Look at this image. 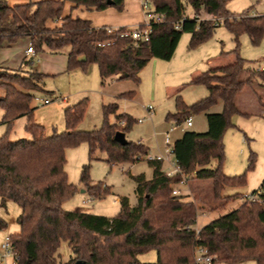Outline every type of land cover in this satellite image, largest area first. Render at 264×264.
Segmentation results:
<instances>
[{
  "label": "trees",
  "instance_id": "trees-1",
  "mask_svg": "<svg viewBox=\"0 0 264 264\" xmlns=\"http://www.w3.org/2000/svg\"><path fill=\"white\" fill-rule=\"evenodd\" d=\"M228 0H150L154 11L165 16L162 24H152L148 42L134 43L129 37H120L127 28L114 33L105 28L95 29L91 22L81 18L62 16L65 2L83 6L96 12L113 8L120 13L123 0H41L9 5L0 0V48H11L20 40H29L36 54H58L67 49V70L98 67L100 81L114 78L140 83V71L153 58L169 61L184 33H189L187 47L193 50L209 40L217 26L232 34L235 48L220 55H233L232 64L210 68L195 76L192 84L206 86L208 96L184 105L176 98L175 114L168 119L185 120L194 114H205L207 130H191L174 140L172 154L178 172L172 177L162 170V161L148 160L152 178L144 174L132 176L135 183L136 203L130 206L128 197L119 200V212L110 218L82 211L65 210L62 204L74 196L72 185L64 170L65 151L87 144L90 157L96 150L103 152L110 164H124L143 159L148 147L142 142L114 141V135L129 130L133 119L117 115L115 102L102 106L103 123L99 129L87 132L77 129L87 107L83 99L63 110L65 130L44 135V129L33 118L31 103L35 93H46L43 79L48 76L25 71L31 60H25L18 70L0 68V124L5 133L0 136V205L8 201L17 203L21 213L16 218L19 231L10 235L14 264H61L59 249L66 244L70 258L64 264H190L195 247L214 255L212 264H264V180L259 189V200L252 204L242 202L235 210L210 221L196 230L198 211L194 199L172 195L174 185L183 177L211 181L213 199L227 204L240 198V194L222 196L225 187L245 185L246 174L227 176L222 171L224 160L222 137L233 127L234 114L249 117L235 104L244 89L257 86L264 92V71L245 68L247 62L240 55L239 37L247 35L256 45L264 36V15L253 16L248 10L240 15L226 10ZM189 10V11H188ZM206 15L208 18H204ZM223 18L221 24L215 19ZM179 23V28L175 25ZM106 46H99L105 42ZM125 92L119 97H133ZM257 104L264 111V96L255 92ZM222 103V111L209 113L210 108ZM114 115L110 123L108 116ZM24 117L28 138L11 140L13 123ZM264 117V113H263ZM122 128L119 123H123ZM212 160L217 164L209 168ZM252 163L246 170H250ZM90 166L84 165L80 183L91 200L109 194L107 187L98 182L91 185ZM255 192V191H254ZM201 200V198H199ZM222 204V205H223ZM219 206L211 207L215 210ZM7 228L0 217V230ZM156 252L155 263H140L139 255Z\"/></svg>",
  "mask_w": 264,
  "mask_h": 264
},
{
  "label": "rangeland",
  "instance_id": "rangeland-1",
  "mask_svg": "<svg viewBox=\"0 0 264 264\" xmlns=\"http://www.w3.org/2000/svg\"><path fill=\"white\" fill-rule=\"evenodd\" d=\"M139 7L136 2V15L143 18L141 7ZM226 10L235 15H240L248 10L250 15L262 16L264 15V0H228ZM204 17L208 18L206 15ZM219 19L223 20V18ZM189 38V33H184L181 36L169 61L153 58L140 71L138 86L132 81L122 80V82H109L102 87L97 65L90 64L87 69L78 67L69 71L66 66V56L62 54L41 53L28 58L31 63L26 68L24 67L25 71L48 75L43 79L44 89L47 92L44 94L35 93L31 103L33 118L44 129V135H51L54 131L57 133L64 131L63 110L83 99H86L87 107L76 128L87 132L99 129L104 120L102 106L115 102L118 107L117 115L127 114L134 120L129 130L125 132L126 141L142 142L148 147V154L134 164H110L107 162L105 154L99 150H96L89 160L88 146L84 143L76 148L67 149L64 170L69 182L77 190L73 197L63 203L62 208L65 210L80 208L82 212L110 218L119 212L120 198L126 196L130 205H135V183L132 176L144 174L147 179L152 178V169L148 165L149 157L163 153L164 150L162 139L156 133L166 131L171 124L173 119L167 120V117L177 112L176 98L179 97L185 106L202 100L209 94L206 86L192 84L191 80L212 67L208 62L210 59H222L220 62H223L224 65L232 64L234 60L233 55H220L221 52L228 53L235 48L232 34L223 26H217L212 37L193 50L187 47ZM28 44V41L21 40L9 49H0V67L8 68L11 71L21 68L22 57ZM239 45V55L247 62L245 68L256 70L259 67H264V36L256 45H252L247 35H241ZM67 51V49H62L61 53ZM131 91L134 92L133 97H119L120 94ZM255 92L264 96V92L260 91L257 86H254L253 89H244L237 95L236 107L250 115L243 117L234 114L230 118V124L233 127L227 129L222 137L224 147L222 171L227 176L245 173L246 182L241 187H225L221 195L239 193L240 198L223 204L220 202L221 200L213 199V188L209 179L195 180L192 179L193 175L182 178L185 182L173 187V189L179 190L178 195L186 196L188 200L194 199L196 204L201 207L197 214V222L193 226L196 230L235 210L243 202V196L251 195L258 190L264 180V111L257 104ZM2 94L1 90L0 95ZM45 99L50 103L43 105L42 101ZM149 107L154 111L150 119H148L147 111ZM221 111L222 103L219 102L210 108L209 113ZM2 114L3 111L0 108V121L3 117ZM139 120L142 122L137 123ZM108 121L114 123L115 116L109 115ZM24 124V117L14 121L13 131L10 134L12 141L28 138L23 130ZM192 124L193 127L188 130L196 133L205 132L208 127L205 114L192 115ZM5 132V126L0 124V136ZM180 136L179 132L173 133L171 145ZM169 157L174 158L171 155ZM251 163V169L246 170ZM216 164L217 161L212 160L208 167L213 168ZM84 165L90 166L88 176H90L91 185L101 182L109 190V194L90 200L85 204L82 201L89 197L80 192L82 190L80 172ZM168 167V163H163V169ZM214 206L219 207L210 210ZM20 213L21 209L17 203L8 201L5 207L0 205V217L7 225L6 229L0 230V247L5 237L14 235L19 230L16 218ZM59 253L61 264H64L70 258L66 244L60 247ZM1 256L0 252V264H14L12 257L3 259ZM138 259L142 263H155L157 255L154 251H148L139 255ZM243 264H254V262L249 261Z\"/></svg>",
  "mask_w": 264,
  "mask_h": 264
},
{
  "label": "built area",
  "instance_id": "built-area-1",
  "mask_svg": "<svg viewBox=\"0 0 264 264\" xmlns=\"http://www.w3.org/2000/svg\"><path fill=\"white\" fill-rule=\"evenodd\" d=\"M140 7L142 11L143 20L141 23L137 24V26L127 29L126 31L121 32L120 37H129L134 43H137L139 41L141 42H148L150 37V29L152 24H162L165 21V16L163 14L157 13L154 11L153 5L150 2V0H140ZM217 24H221V19H215ZM179 23L175 25V29L179 28ZM107 33H114L118 29L114 30L111 28H105ZM112 42H105L102 44H98L99 46L103 47L106 45L111 44ZM27 53L31 56L35 55V52L31 49L30 46L27 47ZM263 71V70H262ZM43 105L49 104L50 101L45 99L42 101ZM148 111V119L151 118L153 114L152 108H147ZM142 121L139 120L137 123H141ZM120 127H123L124 122L119 124ZM192 125V117H187L185 120H172L171 124H169V127L166 131H163L161 133H156L157 136L161 137V142L163 143L164 150L163 153H159L156 156H150L149 160L152 161H162V163H168L169 167L166 169V171H163L167 177H172L174 174L178 172V167L176 165L175 158H172L170 160V155L172 154V142H171V135L175 132H179L181 135L189 128H191ZM184 178V177H183ZM185 180H181L178 184H183ZM179 190L174 189L172 195H178ZM261 195V190L258 189L255 192L251 193V195L243 196V202L252 204L253 202H256L259 200V197ZM91 199L88 198L87 200H83L82 203H88ZM194 255H193V263L194 264H212L213 260L215 259L214 255L209 254V252L202 248V247H195ZM0 252L2 253V258L6 259L9 257L13 258V261L15 260V256L12 253V247H11V241L9 240V237H5L3 239V242L0 247Z\"/></svg>",
  "mask_w": 264,
  "mask_h": 264
},
{
  "label": "crops",
  "instance_id": "crops-1",
  "mask_svg": "<svg viewBox=\"0 0 264 264\" xmlns=\"http://www.w3.org/2000/svg\"><path fill=\"white\" fill-rule=\"evenodd\" d=\"M27 1H29V0H27ZM27 1H25V0H7V3L9 5L10 4L15 5V4H24ZM30 1H32V0H30ZM37 1H41V0H33L32 2H37ZM123 1H124V8L120 13H117L113 8H107V9H105V11H102V12H96L93 10L88 11L83 6H76L75 4H71V3L66 2L64 5V10H63L62 16H69L70 18L77 17V18H81L83 20L90 21L91 27L95 28V29L106 28V27L114 29V30L121 29V27L131 29V28L137 26V24H139L143 20V18H140L139 16L136 15L137 12L135 11L136 2L140 6V1H137V0L136 1L135 0H123ZM134 4H135V6H134ZM23 41H25V42L28 41V43H29L28 39L23 40ZM29 45L30 44H28L27 47ZM0 49H9V48L3 47ZM26 50H27V48L25 49V51ZM43 53H49V52H43ZM49 54H51V53H49ZM58 54H62L64 56H66V53L60 52ZM58 54H51V55H58ZM30 57H32V56L30 54H28L26 51L22 57V62L27 60ZM220 61H222V59L216 58V59L208 60L209 64L212 66L211 68L224 66V64H222L223 62H220ZM0 68H4V67H0ZM263 69H264V67H259L256 70L262 71ZM113 81H116V80L114 78L107 79L104 84L101 81V86L104 87L107 85V83L113 82ZM170 160H172V159L170 158ZM166 169H168V168H166ZM166 169H163V164H162V170L166 171ZM82 190L83 191H80V192L83 193L85 196H87V193L83 187H82ZM62 206H63V204H62ZM73 211H82V209L75 208ZM18 231L16 233H18ZM14 235H16V234H14ZM7 237H9V236H7ZM137 259H138V257H137ZM138 261H139V259H138ZM151 262H153V261H151ZM140 263H142V262H140ZM243 263H246V262H243ZM243 263H239V264H243Z\"/></svg>",
  "mask_w": 264,
  "mask_h": 264
},
{
  "label": "water",
  "instance_id": "water-1",
  "mask_svg": "<svg viewBox=\"0 0 264 264\" xmlns=\"http://www.w3.org/2000/svg\"><path fill=\"white\" fill-rule=\"evenodd\" d=\"M114 141L116 143H119L121 145H124L125 142H126V139H125V136L121 133V132H117L115 135H114ZM83 191V190H81ZM76 264H81V262H77Z\"/></svg>",
  "mask_w": 264,
  "mask_h": 264
}]
</instances>
